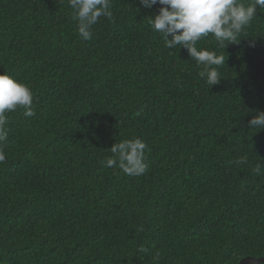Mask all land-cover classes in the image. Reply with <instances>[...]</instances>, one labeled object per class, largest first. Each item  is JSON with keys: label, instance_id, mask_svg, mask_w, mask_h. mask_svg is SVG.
I'll use <instances>...</instances> for the list:
<instances>
[{"label": "trees", "instance_id": "trees-1", "mask_svg": "<svg viewBox=\"0 0 264 264\" xmlns=\"http://www.w3.org/2000/svg\"><path fill=\"white\" fill-rule=\"evenodd\" d=\"M161 7L112 0L86 41L68 0H0V75L31 88L35 111L6 114L0 264L264 257V130L249 125L264 112V12L237 43H197L225 60L210 87L152 29ZM134 138L147 172L106 167Z\"/></svg>", "mask_w": 264, "mask_h": 264}, {"label": "clouds", "instance_id": "clouds-1", "mask_svg": "<svg viewBox=\"0 0 264 264\" xmlns=\"http://www.w3.org/2000/svg\"><path fill=\"white\" fill-rule=\"evenodd\" d=\"M141 3L146 8L162 5L159 13L149 20L152 29L161 34L166 48H186L202 68L200 78L210 87L220 83L218 68L225 60L214 51L198 50L197 43L210 34L221 47L237 43L243 30L257 18V8L264 12V0H141ZM68 4L78 21L79 35L86 41L92 39V27L102 16L113 18L112 0H68ZM33 104L34 93L29 86L7 72L0 75V164L6 160L2 146L8 137L6 114L19 108L24 110L25 116H34ZM249 125L251 129L264 130V112L255 115ZM147 147L141 138L119 141L110 149L113 156L106 158L105 166H118L126 175L141 176L149 167L145 155ZM262 168L264 165L258 164L253 171L260 175Z\"/></svg>", "mask_w": 264, "mask_h": 264}, {"label": "water", "instance_id": "water-1", "mask_svg": "<svg viewBox=\"0 0 264 264\" xmlns=\"http://www.w3.org/2000/svg\"><path fill=\"white\" fill-rule=\"evenodd\" d=\"M263 262H264V257L262 258L246 257L243 258L238 264H260Z\"/></svg>", "mask_w": 264, "mask_h": 264}]
</instances>
